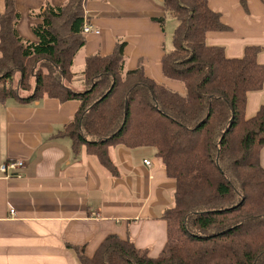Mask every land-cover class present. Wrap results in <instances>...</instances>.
I'll use <instances>...</instances> for the list:
<instances>
[{"label": "trees", "instance_id": "16d2710c", "mask_svg": "<svg viewBox=\"0 0 264 264\" xmlns=\"http://www.w3.org/2000/svg\"><path fill=\"white\" fill-rule=\"evenodd\" d=\"M85 1H47L31 11L36 39L30 40L18 30L17 0H5L0 101L79 100L57 133L71 139L75 154L86 146L117 176L112 146L155 148L176 188L174 205L163 214L168 240L159 256L110 234L91 256L82 251L80 263L264 264V105L247 115L249 94L264 88L263 46L248 45L242 57H229L224 46L207 42L209 31L227 28L208 0H163L177 25L162 71L184 93L158 83L143 64L130 69L122 39L111 54L87 56L76 72L87 42ZM154 19L165 28L166 16Z\"/></svg>", "mask_w": 264, "mask_h": 264}, {"label": "crops", "instance_id": "0c3cea01", "mask_svg": "<svg viewBox=\"0 0 264 264\" xmlns=\"http://www.w3.org/2000/svg\"><path fill=\"white\" fill-rule=\"evenodd\" d=\"M47 1L61 5L67 0H17L22 15L18 30L25 39H36L31 11ZM162 1L86 0L88 21L100 33H86L79 54L84 59L111 54L122 39L130 69L143 64L158 83L184 93L183 86L166 79L162 71L169 19ZM208 4L227 28L209 31L207 42L224 46L229 57H242L248 45L263 46L259 61L264 64V0ZM4 11L5 0H0V13ZM161 16H166L164 29L154 19ZM263 105L264 88L251 92L247 115ZM79 106V100L50 97L26 104L14 98L0 101V164L16 158L26 161L21 177L0 173V264H81L79 254L91 256L110 234L130 237L152 257L165 247L168 222L163 214L174 205L176 180L155 148L112 146L117 176L88 154L86 146L75 154L71 139L57 133ZM260 160L264 166V147Z\"/></svg>", "mask_w": 264, "mask_h": 264}, {"label": "built area", "instance_id": "2783aa9c", "mask_svg": "<svg viewBox=\"0 0 264 264\" xmlns=\"http://www.w3.org/2000/svg\"><path fill=\"white\" fill-rule=\"evenodd\" d=\"M93 25L90 24L89 22H86L84 25V32L89 33L93 31ZM96 33H100L99 29L94 30ZM144 162L147 165L151 164V161L148 159H145ZM26 167V161L22 158H16L9 160L7 162L1 163L0 164V173H3L7 178H10L12 176H18L21 177L22 173L21 171ZM12 213H15V210H11Z\"/></svg>", "mask_w": 264, "mask_h": 264}, {"label": "rangeland", "instance_id": "374dc122", "mask_svg": "<svg viewBox=\"0 0 264 264\" xmlns=\"http://www.w3.org/2000/svg\"><path fill=\"white\" fill-rule=\"evenodd\" d=\"M168 16H169V19H168V22H167V33H168V35H167V38H166V44H167V49L166 50L170 51L173 48L172 39H173V33H174V30H175V27L177 25V20L170 14H168ZM33 64H34V62H30L29 63L30 66L33 65ZM84 65H85V59H84V56L80 53L79 56L75 60V65H74L73 69L76 72H80L81 70H83ZM15 75H16V79H20V77H21L20 73H16ZM31 83L32 84L34 83V77L31 78ZM183 89H184V87H183Z\"/></svg>", "mask_w": 264, "mask_h": 264}]
</instances>
